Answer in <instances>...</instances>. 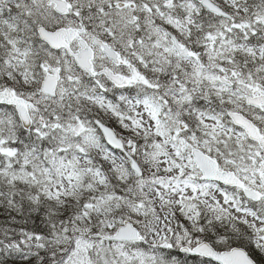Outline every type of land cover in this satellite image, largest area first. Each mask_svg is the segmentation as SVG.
I'll return each mask as SVG.
<instances>
[{
	"label": "snow or ice",
	"instance_id": "1",
	"mask_svg": "<svg viewBox=\"0 0 264 264\" xmlns=\"http://www.w3.org/2000/svg\"><path fill=\"white\" fill-rule=\"evenodd\" d=\"M0 264H264V0H0Z\"/></svg>",
	"mask_w": 264,
	"mask_h": 264
}]
</instances>
